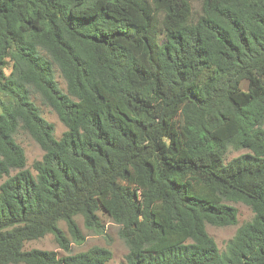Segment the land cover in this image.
<instances>
[{"label":"trees","instance_id":"trees-1","mask_svg":"<svg viewBox=\"0 0 264 264\" xmlns=\"http://www.w3.org/2000/svg\"><path fill=\"white\" fill-rule=\"evenodd\" d=\"M4 178L0 264H107L70 246L102 214L125 264H264V0H0ZM228 203L254 217L221 252L207 225H237ZM47 235L67 255L25 250Z\"/></svg>","mask_w":264,"mask_h":264},{"label":"rangeland","instance_id":"rangeland-1","mask_svg":"<svg viewBox=\"0 0 264 264\" xmlns=\"http://www.w3.org/2000/svg\"><path fill=\"white\" fill-rule=\"evenodd\" d=\"M195 5V4H194ZM197 6L195 5V8ZM162 41V40H161ZM10 71L7 70V74ZM57 81L65 90V85L62 81L59 72L57 71ZM35 103L40 108V111L43 117L54 125L55 128V137L60 139L64 132L66 131L65 125L59 120L57 114L50 108L41 103L38 98L34 99ZM16 140L19 145L24 149L26 159H27V168L32 171L34 175L36 172L33 170V165L36 161H39L43 157V151L39 145L24 131L20 130L16 135ZM246 153L245 151H234L230 150L227 155V161L238 157L239 155ZM5 180H0V185ZM230 206H233L237 210V225L235 226H226V227H217L212 225H207V231L211 237L216 241L221 252L226 251L228 243L235 237L238 229L245 223L250 222L254 213L252 210L243 203H228ZM101 219L105 224V235H93L88 232L84 226V221L81 217L77 218V222L80 230L85 235V241L81 245H77L71 242V254H77L80 252H85L92 247H106L112 251L113 257L107 264H125V257L128 253V248L124 241L121 239L119 231L120 226L111 221L106 215L102 214ZM61 229L65 232L67 237L72 241L70 234L68 233L67 226L64 222L60 223ZM38 249L43 251H53L58 253L60 257L67 255L62 249L57 245L53 235H47L45 238L27 242L25 244V250Z\"/></svg>","mask_w":264,"mask_h":264}]
</instances>
